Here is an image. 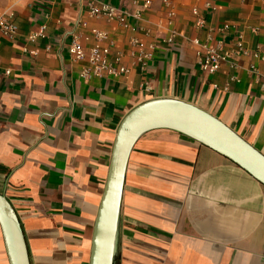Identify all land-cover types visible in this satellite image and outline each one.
I'll return each instance as SVG.
<instances>
[{
  "label": "crops",
  "instance_id": "1",
  "mask_svg": "<svg viewBox=\"0 0 264 264\" xmlns=\"http://www.w3.org/2000/svg\"><path fill=\"white\" fill-rule=\"evenodd\" d=\"M101 1L128 26L91 16V0H0L18 26L12 40L0 34V193L30 264H88L117 126L145 100L192 103L264 154V0ZM41 25L44 37L29 40ZM94 28L108 34L101 45L125 53L128 73L79 76L86 60L68 46L78 35L88 51ZM132 37L155 44L150 59L130 55ZM195 37L221 41L230 62L202 71ZM114 264H264V185L183 134L145 133L128 159Z\"/></svg>",
  "mask_w": 264,
  "mask_h": 264
},
{
  "label": "water",
  "instance_id": "2",
  "mask_svg": "<svg viewBox=\"0 0 264 264\" xmlns=\"http://www.w3.org/2000/svg\"><path fill=\"white\" fill-rule=\"evenodd\" d=\"M167 129L223 155L264 185V154L208 111L184 100H145L120 120L111 148L103 192L94 219L88 264H114L120 205L129 155L145 133ZM0 233L8 264H30L18 216L0 193Z\"/></svg>",
  "mask_w": 264,
  "mask_h": 264
},
{
  "label": "built area",
  "instance_id": "3",
  "mask_svg": "<svg viewBox=\"0 0 264 264\" xmlns=\"http://www.w3.org/2000/svg\"><path fill=\"white\" fill-rule=\"evenodd\" d=\"M150 1L145 0L144 5H149ZM206 6H210L206 3ZM192 13L196 16L195 28L200 29L203 24V18L198 14L196 9L192 10ZM89 14L98 18H106L108 20H119L122 21V11L117 7L106 3L101 0H91L89 4ZM173 11L168 12L169 23L173 17ZM12 14L6 13L0 6V34L8 39L12 40L15 38L18 32L17 24L11 19ZM123 26H128L127 23L123 22ZM45 25H41L38 30L29 32L27 38L31 41L38 40L44 37ZM92 38L94 39V44L85 51L82 47L79 36L73 35L68 46V51L73 59L75 60H86V64L81 68L79 76L83 80L89 79L91 76H102L105 73L107 76L118 77L121 74H126L130 71V67L123 64V56L125 53L121 50L111 51V45H101L102 41L107 40L108 34L105 31L98 29H91L90 31ZM175 31L170 30L169 36L166 38L167 43H171ZM210 38L207 37L205 40H200L195 37L192 39V43L195 45V55L197 58V64L202 71L208 74L215 73L224 62H230L231 51L225 50L222 46L221 41H216V44L209 43ZM130 44L132 49L130 50V55L138 61H144L150 59L155 50V44L150 43L145 45L141 43L136 37L130 39ZM238 48L243 53H248L240 43H238ZM253 56H259L258 52H254ZM232 68L234 65L230 64ZM9 73V70L5 71ZM264 87V82L261 84ZM214 87H217L214 85ZM224 90L227 89V85L223 87Z\"/></svg>",
  "mask_w": 264,
  "mask_h": 264
},
{
  "label": "rangeland",
  "instance_id": "4",
  "mask_svg": "<svg viewBox=\"0 0 264 264\" xmlns=\"http://www.w3.org/2000/svg\"><path fill=\"white\" fill-rule=\"evenodd\" d=\"M0 241L2 242V240H1V233H0ZM3 244V243H2Z\"/></svg>",
  "mask_w": 264,
  "mask_h": 264
}]
</instances>
